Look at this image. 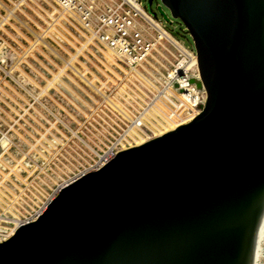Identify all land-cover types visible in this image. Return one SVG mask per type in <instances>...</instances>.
<instances>
[{
	"label": "water",
	"instance_id": "water-1",
	"mask_svg": "<svg viewBox=\"0 0 264 264\" xmlns=\"http://www.w3.org/2000/svg\"><path fill=\"white\" fill-rule=\"evenodd\" d=\"M152 0H147L151 7ZM206 99L188 122L61 187L0 264H252L264 213V0H161Z\"/></svg>",
	"mask_w": 264,
	"mask_h": 264
},
{
	"label": "rangeland",
	"instance_id": "rangeland-1",
	"mask_svg": "<svg viewBox=\"0 0 264 264\" xmlns=\"http://www.w3.org/2000/svg\"><path fill=\"white\" fill-rule=\"evenodd\" d=\"M163 9L170 22L158 16L167 28L194 49L184 26ZM163 44L125 74L52 0H0L1 217L29 216L108 148L151 134L164 116L158 94L176 55ZM254 253L253 264H264V219Z\"/></svg>",
	"mask_w": 264,
	"mask_h": 264
},
{
	"label": "built area",
	"instance_id": "built-area-1",
	"mask_svg": "<svg viewBox=\"0 0 264 264\" xmlns=\"http://www.w3.org/2000/svg\"><path fill=\"white\" fill-rule=\"evenodd\" d=\"M63 11L70 13L81 25L82 30L105 47L120 61L125 74H130L164 47V42L174 48L176 55L170 69L163 76L162 89L158 98L164 101L162 122L150 129L151 134L141 132L137 138L131 136L117 147L108 148L97 162L72 177L77 179L84 173L96 170L122 149L144 142L167 127L172 129L190 121L199 111L198 106L206 99L204 88L196 87L191 79H199L194 49L185 46V40L167 28L164 20L152 13L147 0H52ZM153 2V0H152ZM161 3H157V6ZM174 55V54H173ZM141 123H137L140 126ZM69 181V182H71ZM59 190V187L56 189ZM53 194L32 214L24 218L0 216V241L8 238L14 230L37 218L45 209ZM43 206L42 210L40 208Z\"/></svg>",
	"mask_w": 264,
	"mask_h": 264
},
{
	"label": "bare ground",
	"instance_id": "bare-ground-1",
	"mask_svg": "<svg viewBox=\"0 0 264 264\" xmlns=\"http://www.w3.org/2000/svg\"><path fill=\"white\" fill-rule=\"evenodd\" d=\"M171 127H173V126L171 125L169 128H166V129L163 130L161 133H164L165 131H168V130L172 129ZM161 133H157V135H159V134H161ZM138 143H141V142L138 141ZM67 184H68V183H67ZM65 185H66V184H65ZM63 186H64V185H63ZM63 186H62V187H63ZM60 188H61V187H60ZM60 188H59V189H60ZM57 191H58V190H57ZM54 196H55V195H54ZM54 196H53V197H54ZM53 197H52V198H53ZM52 198H51V199H52ZM51 199H50V200H51ZM50 200H49V201H50ZM49 201H48V202H49ZM47 204H48V203H47ZM47 204H45V205H47ZM42 208H43V206L40 208V210H42ZM263 219H264V213H263V216H262L261 221H262ZM260 223H261V222H260ZM254 251H255V247H254ZM254 255H255V253H253V260H254ZM252 264H253V262H252Z\"/></svg>",
	"mask_w": 264,
	"mask_h": 264
}]
</instances>
